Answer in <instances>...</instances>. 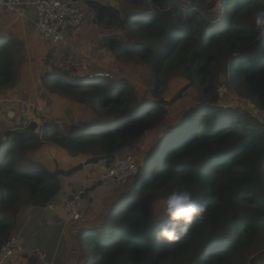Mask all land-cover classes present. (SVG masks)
Returning <instances> with one entry per match:
<instances>
[{
  "label": "trees",
  "instance_id": "1",
  "mask_svg": "<svg viewBox=\"0 0 264 264\" xmlns=\"http://www.w3.org/2000/svg\"><path fill=\"white\" fill-rule=\"evenodd\" d=\"M90 3L98 8V23L130 32L126 43L106 33L104 48L152 68V86L138 95L124 79L77 77V71L69 79L55 71L46 76L55 97L71 99L89 114L76 118V104L65 129L53 108L37 117L44 123L39 133L9 132L0 139V248L13 238L23 207L46 208L62 195L65 173L100 159L109 169L129 142L162 126L169 104L162 94L180 74L188 80L182 94L197 98L196 104L153 140L146 165L116 194L99 224L82 226L77 236L87 247L79 264H264V121L218 104L222 75L264 111V28L254 23L264 0ZM16 46L0 37V89L19 81L23 61ZM177 190L189 191L205 212L178 239H157L167 222L163 195Z\"/></svg>",
  "mask_w": 264,
  "mask_h": 264
},
{
  "label": "crops",
  "instance_id": "2",
  "mask_svg": "<svg viewBox=\"0 0 264 264\" xmlns=\"http://www.w3.org/2000/svg\"><path fill=\"white\" fill-rule=\"evenodd\" d=\"M85 1L86 3H90L91 1L98 2V0ZM33 2L34 0H25V3L19 9L14 11H9L0 5V37L3 36L17 42L15 49L16 57L17 60H19L18 62H20L21 59L23 61L19 69V81L13 86L0 89V139L1 137L6 138V134L15 128L13 118L19 107L24 108L25 114L32 112L31 115L36 116L33 117L28 114L29 117L31 116L30 119L39 121L41 124L40 131L44 129V123H41L37 118L38 116H48L54 110L58 111L57 115H62L58 108L53 105L54 103H52L51 106H47L45 103V101L55 98L49 86L45 84L46 76L54 72V67L51 71L47 73L44 72L48 70L51 65H48L46 62L47 57L45 48L36 41L38 36L40 40H44V38L37 32L35 23L36 16L34 15V17H31L34 11L32 6ZM84 6L85 4H82L83 8H85ZM100 24L101 23L92 26L91 24L88 25L87 23H83L78 31L72 32L74 34L73 36H75L74 40L69 39L71 38L70 36L68 38L69 40L66 41L65 44L63 43V45H65L63 46L64 49L69 43L73 46V53L66 61H72V65L75 68L81 64L79 69L84 74L86 70L89 71L87 75L94 72L91 69L85 68L83 65L93 63L95 60L94 56L100 58L101 53L98 52V49L102 44L101 40L109 31L108 28H101ZM78 44H82V46L78 47ZM87 170L88 169H84L70 176L63 177L61 179V183H63V192L60 196L66 198L70 193L74 192L75 187L80 184L86 188L96 184L94 182L98 177L97 173L89 172L85 174ZM99 180H101V178H99ZM101 181V185L95 190L87 193L88 197L85 203L87 206L83 215V217L86 215V218L81 221L82 223L68 224L63 207L56 208L55 214L49 220L46 218L44 211H35V208L31 206L27 208V211L22 212L20 226L18 227L19 231L17 230L18 232L16 231V235L13 236L17 239V251H19V249L21 250V252H19L20 256L24 252H35L40 254L41 258L39 264H79L81 262L82 253L74 249L77 243L76 236L78 232L83 228V225L97 226L114 203V201L107 203L106 200L102 199L114 189L115 183L113 180ZM109 197L110 193L107 198ZM34 226L36 227L35 230H29ZM76 226L79 227V230ZM35 231H41V236L37 237L42 239V248L30 242V238ZM39 242L40 241H38V245H41ZM55 245H57V247ZM48 249H50L51 253H49ZM43 254H45L44 257L42 256ZM22 259L24 262L19 263L16 260V256H14L5 262V264H27V260L24 258Z\"/></svg>",
  "mask_w": 264,
  "mask_h": 264
},
{
  "label": "rangeland",
  "instance_id": "3",
  "mask_svg": "<svg viewBox=\"0 0 264 264\" xmlns=\"http://www.w3.org/2000/svg\"><path fill=\"white\" fill-rule=\"evenodd\" d=\"M126 0H98L97 3L102 5H107V4H112L114 6H119L121 7L123 2H125ZM190 2V0H185ZM82 4H85V8L82 7ZM78 6L82 7L85 11H86V15L84 17V21L83 23H87L88 25H97L98 23V19H97V11L98 8L92 4V3H86V1H79ZM151 7H154L153 4H151ZM83 25V24H82ZM81 25V26H82ZM80 26V27H81ZM101 28L106 29L107 26H105L104 24H100ZM108 35H111L113 37H115L116 39H120L122 40L124 43H126V41H129V29L128 28H124L121 29L119 28L117 25L112 24L111 26L109 25V31L107 32ZM74 34L71 33V40H74L73 36ZM67 39V41L69 40ZM104 39L105 37L101 40V45L100 48L98 49L99 53L103 54L102 58H98L96 56H94L95 60L93 63H87L85 66V68L87 69H91L94 72V75L97 72H102L104 73L103 76L110 78L112 81L116 80H121L124 79L127 82H129L131 85H133L135 87V91L138 95H142L144 92H146V90L150 89V86H152V68L147 67L145 65H143L142 63H139L135 60H120L118 58H116L115 55H112L108 49L105 47L104 48ZM36 41L38 44H40L42 47L45 48V53H46V62L48 63V65L52 66V69L54 67V71L58 74H61V76L64 79H69L76 71L79 72L77 75V77H80V74H84L79 67L81 66V64H79L76 68L72 65V61H66V59L64 60V56H65V49L63 46V43H60L58 45H54L51 42H49V40L44 39V40H40L39 36L36 38ZM71 44V43H69ZM47 65V64H46ZM89 66V67H88ZM89 71L86 70L85 75L87 76ZM59 76V75H58ZM85 76V77H86ZM222 79H220V83L222 82L225 83L227 85V92H225L223 95H219L218 99V104L221 106H232V107H236L239 108L242 112H249L251 113L253 116H255L256 118L260 119L261 121H264V111L257 108L255 106V104L250 101L249 99H247L245 96L241 95L240 93L237 92V90L230 84V82L228 80H226L222 75H221ZM94 78V77H93ZM88 79V78H87ZM58 81V80H57ZM187 79L182 77L180 74L175 75L171 78L168 88L166 89V91L162 94V97L164 100H166L169 104L168 105V115H167V120L164 122V124L162 126H160L157 129H154L153 131H149L147 132V134L144 136V138H142V140L140 141H134V142H129L127 144V148L125 150H123L120 153H116L115 154V159L117 157H121L123 155H129L131 153H138L141 157V166H145V160L147 158V149L150 147V145H152L153 140L158 137L162 131L165 130L166 127H168L170 125V121H176L178 120L182 114L188 110L189 108H191L193 105L196 104L197 102V98L191 96V94L186 95V93H184L186 96L182 97V90L183 88L186 86L187 83ZM53 85V82H51ZM55 85L57 83H54ZM220 85V84H218ZM219 87V86H218ZM68 100L71 99H67L64 100L62 99V97H55L53 99V103L54 106L58 108L59 112H61V116H57V120L60 121V125L64 126V128L66 129L68 125L71 124L72 120H73V113L71 111H73L74 107L76 106V104H78V109H77V116L76 118H81L83 115L87 116L89 114L87 108L85 106H82L81 104L77 103V102H73V103H69ZM73 101V100H72ZM58 105V106H57ZM79 121V120H78ZM59 126V124H58ZM2 138V137H1ZM131 143V144H130ZM82 160H86L84 158H82ZM118 161V160H117ZM116 161V163H117ZM83 162V170L84 169H88L87 171H85V174H88L89 172H96L97 173V178L96 181L94 183H102L101 180H114V176L109 173L111 170H113L116 166V163L114 164V166H112L110 168V171L108 172L107 168H108V164L107 161L105 159H100L98 162L94 163L89 161H82ZM102 167V168H101ZM139 170V169H138ZM72 174V172H71ZM70 176V175H69ZM137 176V175H136ZM135 176V177H136ZM134 177V178H135ZM99 178H101V180H99ZM133 178V179H134ZM132 179V180H133ZM132 180L130 181L129 185H117L116 182H114L116 185L114 186V189H112L109 193H110V197L107 198V196L109 195L106 194L102 200H106L107 203H109L110 201H114L116 199V194L118 192H121L122 188H125L126 186H130V184L132 183ZM84 189V192L86 191V187H83L81 190ZM118 189V190H117ZM79 191L74 190V193H78ZM104 195V194H103ZM64 197V196H63ZM87 197L88 195H86V193H84V203L87 201ZM167 194L163 195V198H166ZM109 199V200H108ZM105 201V202H106ZM30 207V206H29ZM28 207H23L22 209L25 211H27ZM22 218V217H21ZM86 218V215L83 217V220ZM82 220V221H83ZM21 222V221H20ZM20 222L18 227L20 226ZM82 223V222H81ZM78 224V223H77ZM18 227L16 229V231L18 230ZM76 228L79 227L76 226ZM36 227H32V229L29 230H35ZM19 231V230H18ZM17 231V232H18ZM16 232V233H17ZM16 233L14 235H16ZM32 235V234H31ZM37 236H41V231H38L31 236L30 238V242H33V244H36L39 248H42L43 245L41 244L42 239L40 237ZM75 237V235H74ZM57 239V238H56ZM77 239V243L74 246V249H76V251H83L84 245L85 247H87L86 245V241L85 239H82V242H84V245H82L79 242V238L78 236H76ZM38 241L39 244L38 245ZM34 245V246H36ZM57 247V245H55ZM49 253H51L50 249ZM19 252H21V250L19 249V251L17 252L16 256V260L21 263L24 262V260L21 258ZM91 253V251L89 252Z\"/></svg>",
  "mask_w": 264,
  "mask_h": 264
},
{
  "label": "built area",
  "instance_id": "4",
  "mask_svg": "<svg viewBox=\"0 0 264 264\" xmlns=\"http://www.w3.org/2000/svg\"><path fill=\"white\" fill-rule=\"evenodd\" d=\"M78 1L34 0L32 6L37 18L36 29L38 34L54 45L65 44L71 33L79 30L86 15V11L77 5ZM24 3L25 0H0V5L9 11L18 10ZM70 25L72 29L68 31ZM66 32L67 37L65 36ZM98 75L103 76L104 73L100 72ZM225 92H227V85L221 83L218 87V94L223 95ZM24 114V108L19 107L13 118L16 127H24L28 124V121L24 120ZM117 160L115 168L111 171L109 169L108 172L110 171L109 173L114 176V182L117 185H127L138 174L140 157L131 153L117 157ZM83 195L84 189L76 193L73 199L65 202L64 211L68 222L82 220V211L85 205ZM16 240L13 237L0 248V264H4L7 259H11L16 254ZM42 256L44 257L45 254Z\"/></svg>",
  "mask_w": 264,
  "mask_h": 264
},
{
  "label": "clouds",
  "instance_id": "5",
  "mask_svg": "<svg viewBox=\"0 0 264 264\" xmlns=\"http://www.w3.org/2000/svg\"><path fill=\"white\" fill-rule=\"evenodd\" d=\"M73 1H76V0H73ZM82 1H85V0H82ZM254 23H255L256 28L258 29L264 28V9H259L256 12ZM98 73L100 72H97L95 75L94 73H91L90 76L92 75L99 76ZM117 153H120V152L118 151ZM116 161H117V158H116ZM114 164L112 166H114ZM140 165H141V161H139V166ZM109 169L107 168V170ZM138 173H139V170H138ZM66 201L67 199H65V202ZM165 203H166V212H167V222L163 224L160 230L156 233L157 239H166L168 241L178 239L181 235L189 231L190 227L192 226L194 218L198 215H202L205 212V206L197 203L192 198V194L186 190L172 191L167 196Z\"/></svg>",
  "mask_w": 264,
  "mask_h": 264
},
{
  "label": "water",
  "instance_id": "6",
  "mask_svg": "<svg viewBox=\"0 0 264 264\" xmlns=\"http://www.w3.org/2000/svg\"><path fill=\"white\" fill-rule=\"evenodd\" d=\"M35 13L34 11L32 12L31 14V17H34ZM35 23H37V18H35ZM34 25V24H33ZM72 27L71 25L68 26V31L71 30ZM65 36L67 37L68 34L67 32L65 33ZM78 47H81L82 44H78L77 45ZM73 53V46L68 44L65 48V56H64V59H68L69 56ZM103 57V54H100V58ZM52 70V67L49 66V69L48 70H45L44 72H48V71H51ZM90 77V75H89ZM24 120L25 121H28V124L24 127H15L11 130V132H15V133H25L27 131H31V132H36V133H39L40 130H41V124L39 123L38 120H34V119H30L29 115L28 114H25L24 115ZM72 154H75L74 151H72ZM110 155V154H108ZM74 171V170H73ZM65 175L69 176L71 175V172H67L65 173ZM83 188V185H78L75 187V190L77 191H80L81 189ZM75 196V193L72 192L70 193L66 199L67 200H71L73 199ZM65 202V198H63L62 196L60 195H57L55 197H53L48 206L46 208H43V207H35V211H38V212H45V215H46V218L49 220L51 219V217L55 214V209L56 208H59L61 207ZM22 258H24L25 260H27V264H39L40 262V255L38 253H35V252H24L22 253ZM8 261V259L6 260V262Z\"/></svg>",
  "mask_w": 264,
  "mask_h": 264
},
{
  "label": "bare ground",
  "instance_id": "7",
  "mask_svg": "<svg viewBox=\"0 0 264 264\" xmlns=\"http://www.w3.org/2000/svg\"><path fill=\"white\" fill-rule=\"evenodd\" d=\"M94 76H90L89 78H93ZM99 77V76H98Z\"/></svg>",
  "mask_w": 264,
  "mask_h": 264
}]
</instances>
